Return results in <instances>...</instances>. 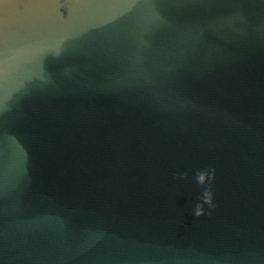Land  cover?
Returning a JSON list of instances; mask_svg holds the SVG:
<instances>
[{
  "label": "water",
  "instance_id": "obj_1",
  "mask_svg": "<svg viewBox=\"0 0 264 264\" xmlns=\"http://www.w3.org/2000/svg\"><path fill=\"white\" fill-rule=\"evenodd\" d=\"M0 264H264V0H0Z\"/></svg>",
  "mask_w": 264,
  "mask_h": 264
}]
</instances>
